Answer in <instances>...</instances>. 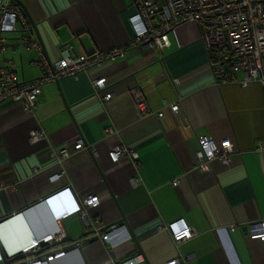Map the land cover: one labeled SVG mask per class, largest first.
Listing matches in <instances>:
<instances>
[{
    "label": "crops",
    "instance_id": "0c3cea01",
    "mask_svg": "<svg viewBox=\"0 0 264 264\" xmlns=\"http://www.w3.org/2000/svg\"><path fill=\"white\" fill-rule=\"evenodd\" d=\"M23 2L52 61L65 49L72 55L108 50L134 35V0ZM12 34L0 64L13 60L20 79L40 76L37 51ZM169 38L160 51L141 45L45 84L32 114L18 103L0 104V264L3 253L60 228L65 238L54 246L63 255L39 264H114L135 254L142 256L138 264H164L176 255L184 264H264V241L250 239L245 227L264 219V86H242L241 73L218 83L195 23L177 25ZM102 76L113 92L106 101L93 85ZM133 86L151 113L138 112ZM173 102L180 103L178 114L166 106ZM37 126L48 142H30ZM198 134L230 138L228 162L215 159L210 171H197ZM77 138L86 147L60 165L49 156L51 147ZM117 146L135 150L137 159L112 161L109 151ZM89 194L99 195L90 218L104 228L123 221L129 241L111 249L78 213L56 218ZM178 218L193 229L191 239L176 242L162 228Z\"/></svg>",
    "mask_w": 264,
    "mask_h": 264
},
{
    "label": "built area",
    "instance_id": "2783aa9c",
    "mask_svg": "<svg viewBox=\"0 0 264 264\" xmlns=\"http://www.w3.org/2000/svg\"><path fill=\"white\" fill-rule=\"evenodd\" d=\"M134 7L135 11L129 17L134 35L128 41L108 50L78 55H72L65 49L61 57L49 62L33 34V26L27 12L18 0H0V51L10 48L5 42L4 34L19 31L22 33L23 46L37 51L39 63L43 68L40 76L32 80H24L20 79L13 60L0 64V104L7 101L18 103L25 112L32 114L38 106V98L45 84L59 81L64 77L76 76L103 61L125 57L129 50L141 45L160 51L170 44V32L184 22H192L198 26L200 38L205 44L218 83L237 81V75L241 73L243 78L239 82L242 86L252 81L264 86V0H161L160 2L134 0ZM174 82L177 83L178 79H174ZM93 85L102 100H110L113 97V92L108 90L107 77L94 79ZM130 92L138 112L151 113L143 91L133 86ZM166 106L174 114L180 112L179 102L166 103ZM158 115L162 116L163 112H158ZM105 131L112 132V129L108 127ZM29 139L31 143L48 142V135L42 127L37 126L30 132ZM197 140L199 145L195 152L197 171H210L215 159H219L222 163L228 162L229 154L234 147V142L230 138L216 141L209 135L198 134ZM85 147L84 140L77 138L59 147H51L49 156L60 165L64 159ZM122 156L137 159L138 155L135 150L123 146L114 147L109 151V157L114 162ZM58 173L62 174L63 170ZM179 182V179L174 180L175 184ZM2 186L0 182V187ZM98 203L99 195L89 194L74 203L68 212L62 214L56 212V218L59 220L69 212L78 213L87 221L89 227H94V236L102 239L111 249L129 241L130 234L124 223L104 228L105 225L101 224L99 218H90V211ZM245 227L246 235L250 239L264 241V219L247 223ZM162 228L166 229L176 242L186 241L194 236L193 229L184 218L168 222ZM230 228L234 229L235 226L232 225ZM64 238L65 233L60 228L22 247L20 252L25 254L31 252L26 256L23 264H39L63 255L64 248H55L54 245ZM42 242L46 244L42 245ZM76 244L81 245L83 241L77 240ZM141 260L142 256L135 254L122 257L114 264H138ZM164 264H184V261L180 255H176Z\"/></svg>",
    "mask_w": 264,
    "mask_h": 264
},
{
    "label": "water",
    "instance_id": "95a60500",
    "mask_svg": "<svg viewBox=\"0 0 264 264\" xmlns=\"http://www.w3.org/2000/svg\"><path fill=\"white\" fill-rule=\"evenodd\" d=\"M18 3L21 4V6H22V7L25 9V11L27 12V15H28V17H29V19H30V21H31V23H32L33 30H34V32H35V34H36V39L38 40L39 45H40V47L42 48V51L44 52L43 54H45V55H44L45 58H46L49 62H51L52 60H51L50 58H48V56H47V54H46L45 46H44V44H43V42H42V39H41V37H40V34H39V32H38L37 26H36L35 22L33 21V19L30 17V15H29V13H28L26 7H25L24 2H23L22 0H18ZM121 222H123V221H120L118 224H121ZM41 244H42V245H45L46 243H45V242H42ZM30 254H31V252L28 253V254H25V253H22V252H20V251L17 252V253H15V254H12V255H9L8 253H3V255H2V257H1V259H2V263H1V264H23L24 259L26 258V256H27V255H30Z\"/></svg>",
    "mask_w": 264,
    "mask_h": 264
},
{
    "label": "rangeland",
    "instance_id": "374dc122",
    "mask_svg": "<svg viewBox=\"0 0 264 264\" xmlns=\"http://www.w3.org/2000/svg\"><path fill=\"white\" fill-rule=\"evenodd\" d=\"M10 34H11V33H5L4 36H5V37H6V36H9V37H10V36H11ZM21 34H22L21 32H14V34H12V36L19 37V36H21Z\"/></svg>",
    "mask_w": 264,
    "mask_h": 264
}]
</instances>
